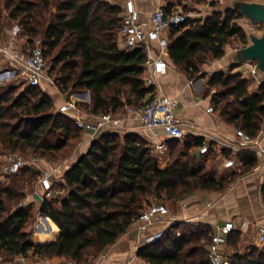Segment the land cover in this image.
Listing matches in <instances>:
<instances>
[{
    "label": "trees",
    "instance_id": "obj_1",
    "mask_svg": "<svg viewBox=\"0 0 264 264\" xmlns=\"http://www.w3.org/2000/svg\"><path fill=\"white\" fill-rule=\"evenodd\" d=\"M184 1L166 0L162 7L169 13ZM3 10L11 20L18 21L21 34L29 40L42 36L45 60L47 54L52 56L50 74L62 92H89V101L78 103L88 114H118L124 108H139L153 98L155 87L147 84L144 77L143 49L125 50L117 41L119 5L107 0H0V19ZM239 18L238 11L227 7L213 10L203 18L186 17L172 26L167 47L172 63L188 78H194L201 65L224 55L230 39L237 38L246 45V33L236 22ZM1 30L0 23V35ZM215 86L219 87L211 93L213 109L255 138L264 121V78L250 89L248 77L241 72H218L206 82L205 94ZM42 90V86H26L15 95L16 90L10 86L0 93V137L4 149L25 147L45 157L80 138L82 129L72 117L56 111L52 98ZM203 142L200 137L171 138L170 158L160 168L153 148L138 134H95L87 151L60 180L53 182L52 188L57 192L42 197L40 202L39 214L49 217L59 228L54 241L51 240L57 227L44 217L49 230L40 232L35 240L38 244L30 241L31 230L27 227L32 210L23 204L28 193L24 186L0 181V259L37 256L91 264L135 226L140 213L153 202L198 191L224 192L258 165L253 152L240 151L239 171L217 179L211 169H206L203 157L189 152L191 146L200 147ZM23 168L26 166L14 176ZM260 192L264 200V181ZM213 234L210 226L174 222L163 230L157 242L142 244L137 257L147 264H210ZM227 245L233 250L227 256L229 264H264V249L255 244L240 252L238 230L228 234Z\"/></svg>",
    "mask_w": 264,
    "mask_h": 264
},
{
    "label": "crops",
    "instance_id": "obj_2",
    "mask_svg": "<svg viewBox=\"0 0 264 264\" xmlns=\"http://www.w3.org/2000/svg\"><path fill=\"white\" fill-rule=\"evenodd\" d=\"M133 3L140 10L142 20L147 21L154 7L158 5L163 6L166 0H133ZM169 32H167V36H169ZM153 46L157 50V44L154 43ZM235 51L236 48L225 46L224 55L220 59L214 60L216 62L212 68L220 72H225L226 69H233V71L230 70L229 72H241L246 76L242 72L245 65L243 63L236 64L233 60ZM164 58L168 65L167 71L157 75H150L145 72V79L146 77H150L153 80L155 87L154 93L162 94L175 100L172 110L183 124L185 132L184 137L180 140L200 137L209 147L206 153L200 154L199 147L193 145L189 152H196L197 155L203 157L205 159V167L207 161L212 158L214 165L206 169H211L215 178L230 177L232 173L239 171L242 165L238 153L234 155L232 152V146L238 143V138L236 137V131L238 129L231 123H228L218 110L213 109L212 112L207 110L208 106H212V92L210 91V93L205 94L206 87L204 88V86L211 75L207 78L202 77L200 79L196 77L188 78L182 71L176 68L168 54ZM262 76L264 75L260 74L261 78ZM254 81L250 89H255L260 83L257 80ZM47 86L51 85H42L43 88ZM82 93L85 98H89V92L87 90ZM52 95L53 103H56V100H59V96L57 93H53ZM126 109L124 108L118 113L122 120L111 131L121 134H138L153 148L157 158V164L162 168L170 158L168 141L171 138L161 129L155 131L144 130L140 120L128 113ZM258 135L260 136V145L264 147V121ZM93 136L90 131L82 130L81 136L67 160L59 165L56 171L51 172L50 177L53 180H60L72 163L87 151ZM247 151L253 152L252 150ZM229 156H234L235 162L239 164L238 170L224 167V161ZM259 160L260 164L247 174L238 177L224 192L198 191L170 202L168 205L169 208L166 206L169 211L168 220L163 224L155 223L149 228V231L164 230L174 222H186L210 226L215 233L219 225L231 220L235 225V230L240 232V247L258 244L257 231L259 226L264 224V200L260 192L261 184L264 181V162L258 158ZM52 167L50 165L49 170ZM52 190L55 192L53 188ZM60 192L58 191V193ZM34 193L42 196L41 188L38 187V190L28 194L23 203L24 205H30L31 210H34L35 215L37 214L36 225L30 241L38 244L35 240L39 237L40 232L49 230L48 221H44L42 217L48 218L57 227L56 235L51 240L54 241L59 235V228L49 217L39 214L40 202L34 199ZM30 196L35 201H32ZM52 233H54L53 229ZM141 236L142 232L133 226L122 234L115 243L91 264H125L126 262L130 264H147L137 257V250L142 245ZM220 250L227 256L233 253V250L227 243L220 246ZM24 259L28 260L29 258ZM29 260L31 264H73L64 258L46 259L36 256L30 257Z\"/></svg>",
    "mask_w": 264,
    "mask_h": 264
},
{
    "label": "built area",
    "instance_id": "obj_3",
    "mask_svg": "<svg viewBox=\"0 0 264 264\" xmlns=\"http://www.w3.org/2000/svg\"><path fill=\"white\" fill-rule=\"evenodd\" d=\"M125 12L121 15L120 25L117 32V41L121 48L131 50L141 47L145 54L144 68L150 75L163 74L167 71L168 65L165 56L168 54L167 47L169 39L167 32L172 26L179 25L186 17L179 11H170L166 13L162 6L158 5L152 10L147 21L142 20L141 12L129 0L125 5ZM17 37L16 32L10 34L7 39L0 42V76L1 79L13 80L25 83L26 86H42L44 84L53 85V80L46 72V60L42 46V40L39 38L29 40ZM157 44V50L153 44ZM245 68L242 72L248 77H252L258 82L262 81L256 67L255 61L243 63ZM147 84H153L150 77H146ZM80 98L69 95L64 98L58 107V112L69 115L73 118L77 127L82 130L90 131L93 135L98 133H107L121 122L118 114L111 112L100 115H90L78 106L79 101L88 102L80 93ZM175 100L162 94L154 93L153 98L145 105L126 111L137 117L144 130L155 131L161 129L170 138L182 139L185 135L183 124L175 116L172 107ZM209 112L213 111V106H208ZM238 143L232 146V152L235 154L241 150H252L255 155L264 162V147L260 145V136L250 137L242 130L236 131ZM209 147L206 143L199 147V152L204 154ZM27 165L21 156L15 153H8L4 160L0 162V168L3 174L15 175L21 168ZM225 168L234 170L239 169V164L235 162L234 156H229L224 161ZM53 170H57L55 166ZM50 174L43 177L44 197H50L53 194L51 187L52 181ZM168 208L155 201L144 209L136 220L135 228L142 232V244H152L157 242L163 230L150 232L149 228L155 223L163 224L168 217ZM235 229L233 221H225L219 225L212 235L209 245L210 264H229V259L221 250L220 246L227 243L228 234ZM257 243L264 244V224L259 226L257 231ZM0 264H30L24 257H17L12 260L0 259ZM125 264H130L126 262Z\"/></svg>",
    "mask_w": 264,
    "mask_h": 264
},
{
    "label": "rangeland",
    "instance_id": "obj_4",
    "mask_svg": "<svg viewBox=\"0 0 264 264\" xmlns=\"http://www.w3.org/2000/svg\"><path fill=\"white\" fill-rule=\"evenodd\" d=\"M107 1H109L110 3H113V4H117L120 7H121V5H123V7H121V14H120V15H122L126 9L125 5L129 0H107ZM231 1L232 0H206L203 3H195V2H192L191 0H186L181 5H175L173 7L172 11H179V12L183 13V15L191 17V18H203L206 15H209L213 10L223 11L225 8H227V6L230 4ZM247 1L248 2L264 3V0H247ZM212 3H213V5H211ZM1 13H2V17L0 19V23H1L2 33L0 35V42L4 39H7V37L10 34H12L13 32H16L17 37H19V40H20V37H22L21 39L25 40L27 37L21 34V28H20V25L18 24V21L17 20H11L7 16V12L4 10ZM236 22L245 31L246 36H247V44L250 42L248 34L254 33V34L259 35L264 31V24H257V25L252 26V25L248 24L247 21L242 17L237 19ZM36 38H39L42 40L41 35L35 37L34 39H36ZM226 46L237 49V48L242 47L243 44L237 38H232L229 40V42ZM51 58H52V56L47 54L46 72H47L48 76L53 80V85L44 87L43 88L44 90H42V91L44 93H46L47 95H49V97H51V95L53 93L58 94L59 100L57 99L56 103H54V108L56 111H58V107L63 102L64 98L68 97L69 95H74L75 97L80 98L79 94L85 90H73V91L68 90V91L62 92L59 89V87L56 85V82L54 80V76L52 74H50V68H51L52 63H53ZM214 60H216V59H210L205 64L200 66V69H199L200 71L196 74L197 79H200L202 77L207 78L210 75H213L215 73L220 72V71L214 70L215 68H212L213 64L216 62ZM230 70L233 71V69H230ZM230 70L226 69L224 73H228ZM263 78H264V76H262V79ZM248 79H249V87H252V84L255 82L254 81L255 79H252L251 77H249ZM10 86L16 90L15 95L19 94L20 92H23L24 89L26 88V85L23 82L1 79V76H0V93L6 91L7 88H9ZM218 87L219 86L212 87L211 92L218 89ZM204 88H205V86H204ZM77 141L73 140L71 142V144H69L64 150L57 152L55 155H50V156L48 155L45 157H40L38 155L33 154L31 152V150H29L28 148H25V147H17L13 150L10 148L4 149V144H3V141L0 137V162H2L4 160L5 155L8 153H15V154L21 156L25 161H27V165H25L26 168H23V171L16 177L14 175L3 174V172L0 168V181L2 183H9V185H15L18 187L24 186V189L26 190V192L28 194H30L32 191L38 190V187H39L42 190V197H44L43 196L44 186H43V180H42L43 177L45 175L51 174V172L54 171L53 168L55 166L58 168L59 165H61L63 162H65L67 160L70 153H72ZM258 164H260V160L258 161ZM50 165L53 166L51 168V170H49ZM211 165H214V160H212V158H210L207 161L206 168L210 167ZM50 179L52 181L51 187H53L54 181L59 180V179L53 180L52 178H50ZM52 192H53L52 195H54L56 193L54 191H52ZM30 199L32 201H35V200H33V198H31V196H30ZM175 200L176 199L169 200V201L168 200L167 201L166 200H157V201H160L162 204H164L165 206H167L169 208V206H168L169 203L172 201H175ZM152 201H154V199H152ZM36 215H35L34 210H33L32 211V217H31L29 224H28V227H27V229L31 230V235H32V232H33L34 227L36 225V220H37ZM255 245L259 249H264V244H262V245L255 244ZM245 249H249V247L247 246V248H246V246H243V247H240L239 250H240V252H244ZM29 259H30V257H29ZM29 259L26 261L31 264V261Z\"/></svg>",
    "mask_w": 264,
    "mask_h": 264
},
{
    "label": "water",
    "instance_id": "obj_5",
    "mask_svg": "<svg viewBox=\"0 0 264 264\" xmlns=\"http://www.w3.org/2000/svg\"><path fill=\"white\" fill-rule=\"evenodd\" d=\"M228 7L238 11L252 26L264 24V3L232 0ZM248 37L250 42L236 49L233 60L236 64L255 61L258 72L264 75V31L259 35L250 33ZM33 197L39 202L42 201V196L37 193Z\"/></svg>",
    "mask_w": 264,
    "mask_h": 264
}]
</instances>
